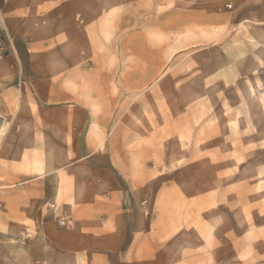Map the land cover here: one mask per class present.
<instances>
[{
	"label": "crops",
	"instance_id": "0c3cea01",
	"mask_svg": "<svg viewBox=\"0 0 264 264\" xmlns=\"http://www.w3.org/2000/svg\"><path fill=\"white\" fill-rule=\"evenodd\" d=\"M216 2H199V22L221 28L200 43L264 74V35L246 33L258 12L234 21ZM124 19L129 38L120 0H0V264H184L176 242L151 239L138 200L136 153L150 150L107 107L117 69L102 60L118 56Z\"/></svg>",
	"mask_w": 264,
	"mask_h": 264
},
{
	"label": "rangeland",
	"instance_id": "374dc122",
	"mask_svg": "<svg viewBox=\"0 0 264 264\" xmlns=\"http://www.w3.org/2000/svg\"><path fill=\"white\" fill-rule=\"evenodd\" d=\"M120 1L135 23L127 38L122 20L118 56L103 57L117 69L104 93L150 150L136 153L147 164L136 179L151 239L176 242L184 264H264V74L200 43L221 30L199 22L201 0ZM216 4L235 6L234 21L257 11L246 33L263 37L264 0Z\"/></svg>",
	"mask_w": 264,
	"mask_h": 264
},
{
	"label": "built area",
	"instance_id": "2783aa9c",
	"mask_svg": "<svg viewBox=\"0 0 264 264\" xmlns=\"http://www.w3.org/2000/svg\"><path fill=\"white\" fill-rule=\"evenodd\" d=\"M7 56H8V52L6 50V43L0 35V62L4 61L7 58ZM59 225L63 226L64 222L60 221Z\"/></svg>",
	"mask_w": 264,
	"mask_h": 264
}]
</instances>
